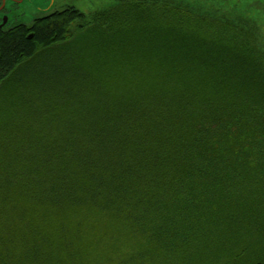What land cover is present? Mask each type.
Segmentation results:
<instances>
[{
  "label": "trees",
  "instance_id": "1",
  "mask_svg": "<svg viewBox=\"0 0 264 264\" xmlns=\"http://www.w3.org/2000/svg\"><path fill=\"white\" fill-rule=\"evenodd\" d=\"M197 11L0 32V264H164L196 239L187 264H264V37L247 9Z\"/></svg>",
  "mask_w": 264,
  "mask_h": 264
},
{
  "label": "rangeland",
  "instance_id": "2",
  "mask_svg": "<svg viewBox=\"0 0 264 264\" xmlns=\"http://www.w3.org/2000/svg\"><path fill=\"white\" fill-rule=\"evenodd\" d=\"M180 2H188L191 7L198 12L203 11L207 12L209 16L215 17L217 12L219 13H228L231 10H235L236 12H240L242 9H247L245 14L249 16L251 19H254L258 26L260 36L264 37V0H178ZM116 3V0H4L2 8L4 9V14H0V20H3L4 17L7 18V26L6 29H11L17 25H26L30 26L34 19L43 18L55 12H61L68 7L75 8L80 12L91 15L94 12H98L100 10L106 9ZM3 16V18H2ZM227 18V15H226ZM110 222V221H109ZM117 227H119V223H115ZM246 231V230H245ZM120 235H124L127 238V233L118 232ZM89 240V236H88ZM201 241V240H200ZM203 242V241H201ZM196 245V246H195ZM203 244H200L196 239L191 245L190 243L181 248L180 250L174 251L171 257L168 258V262H173L176 264L183 263L184 258H194L195 260H199L200 252L203 248ZM236 244L233 245L234 249L236 248ZM212 249V244L209 247ZM206 248H203L205 251ZM94 250V249H93ZM132 250L134 253L140 251L138 246H133ZM241 247L238 246V249L233 251L232 258L238 259L241 255ZM114 260L113 264H122L121 258L123 256V252L121 255H118V251L112 254ZM235 259V260H236ZM159 262L163 261L157 259ZM196 261H192L191 263H195ZM85 256H83L82 262L79 264H86ZM164 263V264H167ZM185 263V262H184ZM90 264H93L90 262ZM148 264V263H147ZM162 264V263H157ZM187 264V263H185ZM189 264V263H188ZM238 264V263H235Z\"/></svg>",
  "mask_w": 264,
  "mask_h": 264
},
{
  "label": "flooded vegetation",
  "instance_id": "3",
  "mask_svg": "<svg viewBox=\"0 0 264 264\" xmlns=\"http://www.w3.org/2000/svg\"><path fill=\"white\" fill-rule=\"evenodd\" d=\"M3 1L4 0H0V14H4L3 12H4V9L2 8V5H3ZM2 18H3V16H2ZM44 18V17H43ZM37 20V18L36 19H34L33 20V22L34 21H36ZM33 22L31 23V25L33 24ZM4 23V24H3ZM30 25V26H31ZM6 26H7V18L6 17H4L3 18V20H0V32H3V31H7V30H11V29H6ZM17 26H26V25H17ZM27 27H29V26H27ZM14 28V27H13ZM29 39L31 38V36H29L28 37Z\"/></svg>",
  "mask_w": 264,
  "mask_h": 264
},
{
  "label": "water",
  "instance_id": "4",
  "mask_svg": "<svg viewBox=\"0 0 264 264\" xmlns=\"http://www.w3.org/2000/svg\"><path fill=\"white\" fill-rule=\"evenodd\" d=\"M51 15V14H50ZM46 17V16H45ZM4 24V23H3Z\"/></svg>",
  "mask_w": 264,
  "mask_h": 264
}]
</instances>
